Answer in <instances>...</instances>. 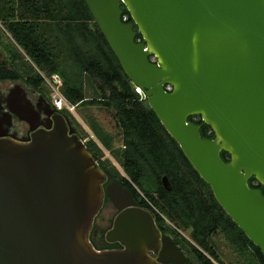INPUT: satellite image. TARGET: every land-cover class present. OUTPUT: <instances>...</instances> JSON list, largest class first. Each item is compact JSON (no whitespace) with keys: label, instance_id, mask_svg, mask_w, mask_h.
Instances as JSON below:
<instances>
[{"label":"water","instance_id":"obj_1","mask_svg":"<svg viewBox=\"0 0 264 264\" xmlns=\"http://www.w3.org/2000/svg\"><path fill=\"white\" fill-rule=\"evenodd\" d=\"M83 1L135 92L264 258V195L248 185L264 188V0ZM52 124L27 141L0 139V264H185L127 189L112 185L121 203L103 189L69 121ZM105 196L118 211L106 241L119 250L89 240Z\"/></svg>","mask_w":264,"mask_h":264},{"label":"trees","instance_id":"obj_2","mask_svg":"<svg viewBox=\"0 0 264 264\" xmlns=\"http://www.w3.org/2000/svg\"><path fill=\"white\" fill-rule=\"evenodd\" d=\"M120 8L130 23L128 12ZM0 25L36 68L28 83L41 88L40 74L56 75L61 81L59 93L68 105L97 106L112 114L122 134L120 160L125 177L118 178L138 206L152 214L160 232L170 235L165 221L188 231L186 242L198 264H222L209 243L217 233L234 252L250 256L252 264H264L260 250L222 211L144 96L135 92L83 0H23L21 8L16 0H0ZM135 40L142 42L138 33ZM8 78L15 80L18 75ZM85 78L96 85L99 97L88 100L84 96ZM59 112L68 113L65 109ZM188 121L199 127L202 138H214L200 117ZM85 146L101 170H106L98 162V149L91 143ZM220 157L229 162L226 153L221 152ZM248 185L264 195V188L254 178Z\"/></svg>","mask_w":264,"mask_h":264},{"label":"flooded vegetation","instance_id":"obj_3","mask_svg":"<svg viewBox=\"0 0 264 264\" xmlns=\"http://www.w3.org/2000/svg\"><path fill=\"white\" fill-rule=\"evenodd\" d=\"M8 52L6 54L0 52V139L27 141L35 131L51 128L52 119L57 114L65 117L71 125L70 118L52 105L47 87L37 88L28 83L30 77H35L34 72L29 71L28 74L25 72L24 75L25 66L20 63L21 60L17 54L14 51ZM12 74H17L18 78L15 80L8 78ZM71 127L73 126L71 125ZM75 132L78 135L76 130ZM102 171L105 174L103 184L105 191L111 189L114 184H119L124 188L113 172ZM117 214L118 211L105 196L89 234V240L96 249H121L119 243L106 241V235ZM160 233L166 235L163 232ZM166 236L170 237V235ZM178 248L180 249L179 246Z\"/></svg>","mask_w":264,"mask_h":264},{"label":"rangeland","instance_id":"obj_4","mask_svg":"<svg viewBox=\"0 0 264 264\" xmlns=\"http://www.w3.org/2000/svg\"><path fill=\"white\" fill-rule=\"evenodd\" d=\"M23 0H16L17 6L21 8ZM126 20V17H125ZM14 51L25 66V72L36 73V68L29 62L24 53L17 48L11 37L0 25V52L6 54ZM9 53V52H8ZM154 61V59H152ZM50 77V76H49ZM50 94L48 88H46ZM59 91V88L57 89ZM84 96L90 100L99 97L96 85L88 78L84 79ZM139 94V93H138ZM141 94V93H140ZM139 94V95H140ZM142 95V94H141ZM71 125L77 131L84 143H91L98 149V162L103 164L107 171H112L119 178L125 177L120 160L122 150V134L112 114L97 106H77L67 111ZM196 120V119H194ZM165 227L170 230V238L177 241L181 251L191 264H198L190 250L188 231L182 232L175 229L173 225L165 221ZM209 243L212 245L222 264H252L250 256L234 252L225 237L217 233L213 235Z\"/></svg>","mask_w":264,"mask_h":264},{"label":"built area","instance_id":"obj_5","mask_svg":"<svg viewBox=\"0 0 264 264\" xmlns=\"http://www.w3.org/2000/svg\"><path fill=\"white\" fill-rule=\"evenodd\" d=\"M123 20H125V17H123ZM40 76L43 78V84L46 86L50 91V98L52 101V105L58 109V110H69L70 108H73L75 106L68 105L65 99L60 95L59 91L57 90L58 87L61 84L60 79L56 75H52L50 77H46L42 74ZM168 90H170L169 87H167ZM140 94V93H139Z\"/></svg>","mask_w":264,"mask_h":264},{"label":"bare ground","instance_id":"obj_6","mask_svg":"<svg viewBox=\"0 0 264 264\" xmlns=\"http://www.w3.org/2000/svg\"><path fill=\"white\" fill-rule=\"evenodd\" d=\"M108 193L110 196H112L115 199L116 203H121L124 201L122 195L114 187H111V189H109ZM165 255L167 256V254H165ZM166 260H169V258H166Z\"/></svg>","mask_w":264,"mask_h":264}]
</instances>
